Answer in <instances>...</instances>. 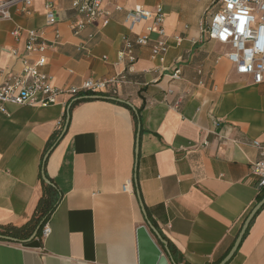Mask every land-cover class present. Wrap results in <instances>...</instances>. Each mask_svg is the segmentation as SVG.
<instances>
[{"label": "crops", "instance_id": "crops-1", "mask_svg": "<svg viewBox=\"0 0 264 264\" xmlns=\"http://www.w3.org/2000/svg\"><path fill=\"white\" fill-rule=\"evenodd\" d=\"M213 4L103 0L107 15L79 34L72 0H56L55 26H47L45 0H34L29 15L14 7L0 20V84L21 71L7 50L24 54L27 30L44 32V71L56 88L127 78L116 100L85 94L71 105L63 94L47 108L0 103V230L32 219L43 176L60 195L48 237L0 235V264H138L137 228L147 221L177 248L181 264L227 256L264 195L251 169L261 159L253 142L264 145V82L236 74L230 48L201 31ZM137 6L163 8L169 50L164 63L153 60L159 36L151 34L150 45L134 46L130 70L119 55L125 39L146 34V23L131 31L126 22ZM177 67L181 79L173 80ZM227 264H264V206Z\"/></svg>", "mask_w": 264, "mask_h": 264}, {"label": "built area", "instance_id": "built-area-1", "mask_svg": "<svg viewBox=\"0 0 264 264\" xmlns=\"http://www.w3.org/2000/svg\"><path fill=\"white\" fill-rule=\"evenodd\" d=\"M34 0H0V20L11 19L10 10L16 8L22 14H31ZM103 0H72V7L79 19L72 25L75 34L87 25L102 19L107 13L103 10ZM211 10L200 23L203 34L210 40L228 46V60L235 68L236 74L249 76L254 84L264 82V0H214ZM56 0H45V17L47 26L57 24ZM126 22L132 31L139 24L146 23V34L139 36L134 42L125 39L124 50L119 55L120 61L130 65L136 62L134 46L150 45L151 34H157L159 39L152 44L151 58L164 63L169 50L164 28L165 13L161 6L155 11L137 6L129 10ZM106 25V21L103 22ZM23 30L18 28L12 32L15 37L21 36ZM27 43L24 54L17 50H7L10 56L21 63L19 73H11L3 84H0V103L2 105H26L47 108L57 104L63 94H69L72 99L81 95L101 96L116 100L119 88L126 83L125 75L110 80L89 79L79 88H56L52 76L44 71L48 64V44L41 30H27ZM92 37V36H91ZM59 38V31H56ZM179 42L181 39H177ZM80 47L79 50H82ZM106 59V58H105ZM181 68H175L171 75L173 80H180ZM1 110L6 113L5 109ZM261 159L252 164V174L259 180V187H264V145L254 141ZM123 190L126 192L128 186ZM51 234V228L46 225L42 237Z\"/></svg>", "mask_w": 264, "mask_h": 264}, {"label": "water", "instance_id": "water-1", "mask_svg": "<svg viewBox=\"0 0 264 264\" xmlns=\"http://www.w3.org/2000/svg\"><path fill=\"white\" fill-rule=\"evenodd\" d=\"M43 180L49 183V180L43 176ZM264 206V198L253 208L250 212L244 224L236 238V241L227 254L218 264H227L234 254L237 252L251 222ZM143 212L146 214L143 207ZM39 228L32 236L34 238L37 235ZM164 247L161 246V244ZM137 246H138V264H175L172 256L169 253L167 241L162 238L161 234L155 229V227L147 221L146 224L137 228Z\"/></svg>", "mask_w": 264, "mask_h": 264}, {"label": "trees", "instance_id": "trees-1", "mask_svg": "<svg viewBox=\"0 0 264 264\" xmlns=\"http://www.w3.org/2000/svg\"><path fill=\"white\" fill-rule=\"evenodd\" d=\"M84 99L85 98L83 97V95H81L71 105H74L76 102H80V100H84ZM137 124H138V121H137ZM48 180H49V183H46L44 180H41L43 189H44L43 196L37 205V208L35 210V213L32 219L27 224L22 225V226H14V225L4 226L0 230L1 236L8 237L10 239H16L18 241H24V240L30 239L33 236L37 228H39L37 232V236L38 237L40 236V234L43 231V228L46 226V223L48 222L53 211L56 209L59 203V200H60V195L58 194L57 189L54 186V183L52 182L51 179H48ZM263 197L264 195L259 198V201H261ZM249 228L245 236L247 235ZM164 239L167 240L166 238ZM161 246L164 247L163 244H161ZM167 246H168L170 255L175 260V263L181 264L183 260L177 248L169 240H167Z\"/></svg>", "mask_w": 264, "mask_h": 264}]
</instances>
